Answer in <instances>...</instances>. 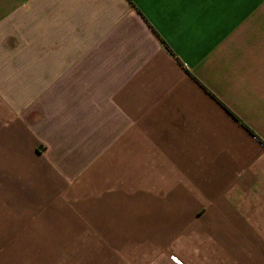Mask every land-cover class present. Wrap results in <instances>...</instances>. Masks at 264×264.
I'll return each instance as SVG.
<instances>
[{"label": "crops", "instance_id": "crops-1", "mask_svg": "<svg viewBox=\"0 0 264 264\" xmlns=\"http://www.w3.org/2000/svg\"><path fill=\"white\" fill-rule=\"evenodd\" d=\"M0 264H264V0H0Z\"/></svg>", "mask_w": 264, "mask_h": 264}]
</instances>
